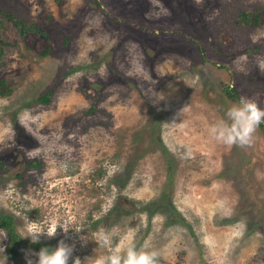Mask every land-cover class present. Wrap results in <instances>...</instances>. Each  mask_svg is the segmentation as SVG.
Listing matches in <instances>:
<instances>
[{"label": "rangeland", "instance_id": "374dc122", "mask_svg": "<svg viewBox=\"0 0 264 264\" xmlns=\"http://www.w3.org/2000/svg\"><path fill=\"white\" fill-rule=\"evenodd\" d=\"M254 5L264 0H0L47 33L13 39L0 68L12 88L0 97V208L18 233L58 221L68 233L40 240L81 258L107 255L108 234L157 264H264V135L240 147L210 132L235 103L223 86L264 108V22L232 23ZM138 152L126 184L111 182ZM5 241L0 230V252Z\"/></svg>", "mask_w": 264, "mask_h": 264}, {"label": "clouds", "instance_id": "9594fccd", "mask_svg": "<svg viewBox=\"0 0 264 264\" xmlns=\"http://www.w3.org/2000/svg\"><path fill=\"white\" fill-rule=\"evenodd\" d=\"M264 123V108H261L256 100L241 96L236 103H232L225 112V118L210 127L214 139L225 145L250 146L253 143L254 134ZM60 229L64 234L68 228L58 221H53L50 226L40 231H30L31 243L37 244L41 237L55 238ZM81 230L76 231L79 233ZM82 241H87L84 236ZM101 246L108 248V254L101 256L97 250L91 256H74V245H70L61 239L54 248L41 247L39 251H30L26 254V264H157L158 254L154 251L137 249L134 245L125 246L121 243L112 246L108 234L100 237Z\"/></svg>", "mask_w": 264, "mask_h": 264}, {"label": "trees", "instance_id": "16d2710c", "mask_svg": "<svg viewBox=\"0 0 264 264\" xmlns=\"http://www.w3.org/2000/svg\"><path fill=\"white\" fill-rule=\"evenodd\" d=\"M263 14L264 8L260 5H254L252 7L238 6L236 10L233 11L232 15V23L234 26L245 30L251 31L254 28L263 24ZM37 32L38 34L47 38V33L43 27H41L36 21L21 18L16 15L15 12L10 9H4L0 6V68L4 64V55L6 52V48L13 44V39L21 40L24 35L30 32ZM48 53V48L45 54ZM223 92L225 96L233 101L238 102L239 93L237 90L233 88H228L227 86H223ZM52 91L48 90L47 92L40 94L34 97V102L37 103H48L50 99ZM12 94V88L8 84L5 78H0V97L6 98ZM95 107L91 106L88 111H94ZM258 129L264 135V123L259 125ZM163 154L167 157V149L163 147ZM143 153L138 152L136 155L129 157L128 162L124 167V172L121 176H115L110 178L109 180L114 184H118L123 186L128 181L132 169L134 167L135 160L141 157ZM170 162V160H168ZM25 170L29 169V167H40V162L36 159H25ZM0 165L4 167V164ZM167 175L166 181L163 188V197H165L169 186L172 184V179L174 175V170L171 165H166ZM0 230L4 231L6 234V241L4 242L3 251L0 252V258L7 260H15L18 255V249L20 247H29L34 249L35 251H39L41 247L52 248L51 241L40 240L39 243L33 244L30 239L24 238L21 236L16 228L15 218L9 212L4 211L0 208Z\"/></svg>", "mask_w": 264, "mask_h": 264}, {"label": "flooded vegetation", "instance_id": "af4514ba", "mask_svg": "<svg viewBox=\"0 0 264 264\" xmlns=\"http://www.w3.org/2000/svg\"><path fill=\"white\" fill-rule=\"evenodd\" d=\"M7 160H2V162L1 163H3L4 164V167H6V166H8V164H7V162H6Z\"/></svg>", "mask_w": 264, "mask_h": 264}]
</instances>
